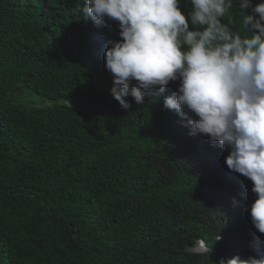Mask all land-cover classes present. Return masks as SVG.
I'll return each mask as SVG.
<instances>
[{"label": "trees", "instance_id": "obj_1", "mask_svg": "<svg viewBox=\"0 0 264 264\" xmlns=\"http://www.w3.org/2000/svg\"><path fill=\"white\" fill-rule=\"evenodd\" d=\"M85 3L0 0V264L243 258L246 211L226 199L220 151L156 125L155 100H115ZM228 19L243 34L235 6Z\"/></svg>", "mask_w": 264, "mask_h": 264}, {"label": "clouds", "instance_id": "obj_2", "mask_svg": "<svg viewBox=\"0 0 264 264\" xmlns=\"http://www.w3.org/2000/svg\"><path fill=\"white\" fill-rule=\"evenodd\" d=\"M188 3L187 16L181 0H86L79 12L93 22L91 42L114 83L108 91L124 109L155 100L156 125L200 134L198 147L220 151L226 199L243 204L241 230L250 234L243 258L220 264H264V250L253 248L264 246V0ZM234 6L243 34L223 20Z\"/></svg>", "mask_w": 264, "mask_h": 264}, {"label": "rangeland", "instance_id": "obj_3", "mask_svg": "<svg viewBox=\"0 0 264 264\" xmlns=\"http://www.w3.org/2000/svg\"><path fill=\"white\" fill-rule=\"evenodd\" d=\"M263 245L262 244H254V251H255V254L257 255V253L258 252H260V251H262V250H264V249H262L261 247H262ZM264 247V246H263ZM207 249H208V247L206 246H203V244L202 243H198L197 244V246H196V248H195V251H197V252H205V251H207ZM235 251V253L236 254H240V253H242V251L240 250V251H238V248L236 249V250H234Z\"/></svg>", "mask_w": 264, "mask_h": 264}, {"label": "bare ground", "instance_id": "obj_4", "mask_svg": "<svg viewBox=\"0 0 264 264\" xmlns=\"http://www.w3.org/2000/svg\"><path fill=\"white\" fill-rule=\"evenodd\" d=\"M261 259H264V254L263 253H261Z\"/></svg>", "mask_w": 264, "mask_h": 264}]
</instances>
